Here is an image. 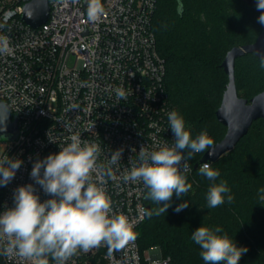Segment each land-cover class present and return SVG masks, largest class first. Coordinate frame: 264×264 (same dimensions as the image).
<instances>
[{
	"label": "built area",
	"instance_id": "built-area-1",
	"mask_svg": "<svg viewBox=\"0 0 264 264\" xmlns=\"http://www.w3.org/2000/svg\"><path fill=\"white\" fill-rule=\"evenodd\" d=\"M32 1L0 0V37L9 42V50L0 53V103L11 109L20 131L0 155L22 161L15 178L0 187V214L14 206L19 186L34 184L41 202L52 198L30 177L33 162L58 153L72 134H79L99 144L93 179L103 182L112 212L126 215L137 235L150 211L148 190L142 182L122 177L139 163L142 146L154 151L175 141L167 119L174 107L165 82L166 62L153 29L160 0H102L105 14L95 23L87 19V0H48V20L37 29L23 21ZM117 88L127 92L126 99L116 98ZM117 149H123L121 161L111 165L108 175V160ZM145 252L137 237L111 255L103 244L78 251L66 264H171L158 248L150 249V258ZM0 264L31 262L0 254ZM49 264H55L51 257Z\"/></svg>",
	"mask_w": 264,
	"mask_h": 264
},
{
	"label": "trees",
	"instance_id": "trees-1",
	"mask_svg": "<svg viewBox=\"0 0 264 264\" xmlns=\"http://www.w3.org/2000/svg\"><path fill=\"white\" fill-rule=\"evenodd\" d=\"M259 15L256 5L242 0H160L153 29L166 62L167 92L192 138L207 131L213 146L224 139L227 129L215 115L229 82L221 65L230 50L252 44L261 35ZM235 77L239 97L250 101L264 92V67L255 55L236 60ZM205 152L188 160L193 171L183 174L192 185L190 191L181 198L174 194L166 213L148 216L137 230L141 251L158 248L171 264H205L192 233L200 226L220 227L219 235L227 234L237 247L248 248L239 264H264V121L254 122L233 151L211 164L220 173L216 181L195 169ZM221 181L234 199L228 203L225 198L224 204L209 209L208 189ZM185 201L188 207L176 212ZM149 204L150 211L159 207L151 200Z\"/></svg>",
	"mask_w": 264,
	"mask_h": 264
},
{
	"label": "clouds",
	"instance_id": "clouds-1",
	"mask_svg": "<svg viewBox=\"0 0 264 264\" xmlns=\"http://www.w3.org/2000/svg\"><path fill=\"white\" fill-rule=\"evenodd\" d=\"M256 8L261 12L257 22L264 26V0H257ZM86 13L88 21H99L105 14L102 0H87ZM8 50L7 38L0 37V53ZM261 67H264V57ZM115 94L118 100L127 97L123 88L115 89ZM167 119L175 136L173 146H160L154 151L142 146L138 152L139 163H133L122 177L125 182H142L148 190L145 199L159 205L146 213L149 217L166 213L174 194L181 198L190 191L192 185L183 173L191 170L187 161L194 154L208 151L213 155L210 149L214 141L207 131L192 138L177 111L169 112ZM68 139L70 143L60 147L58 153L37 158L30 172L35 185L52 198L41 202L31 183L14 190V206L0 214V254L18 256L31 264H49V257L55 264H66L78 251L88 252L103 244L111 255L137 239L134 223L126 215L112 212L103 182L93 179L101 153L99 144L82 140L79 134H72ZM122 152L123 149H117L111 153L108 175L112 172L111 165L121 161ZM21 165L19 159L0 155V187H6L15 178ZM198 171L209 181H216L220 175L209 162L202 163ZM260 193V199L264 200V188ZM225 198L228 203L234 199L227 183H213L207 192V207L216 208L225 203ZM187 207L185 201L175 211ZM221 232L220 227L200 226L193 231L191 239L199 245L205 264H239L248 248L237 247L227 234L219 235Z\"/></svg>",
	"mask_w": 264,
	"mask_h": 264
},
{
	"label": "water",
	"instance_id": "water-1",
	"mask_svg": "<svg viewBox=\"0 0 264 264\" xmlns=\"http://www.w3.org/2000/svg\"><path fill=\"white\" fill-rule=\"evenodd\" d=\"M248 5H256L257 0H242ZM260 12V11H259ZM50 7L48 0H33L24 8L23 21L32 28H39L48 20ZM261 14V12H260ZM246 54H253L261 60L264 57V26L257 40L242 47L230 50L221 65L228 77V85L223 95L221 106L216 111L218 122L227 129L224 139L205 152L199 165L204 162L216 164L219 160L233 151L238 143L249 133L254 122L264 121V92L258 94L250 101L239 97L236 86L235 65L236 60ZM20 131L17 118H13L11 109L5 103H0V143L17 140ZM150 209V207H149ZM49 259V258H48Z\"/></svg>",
	"mask_w": 264,
	"mask_h": 264
},
{
	"label": "rangeland",
	"instance_id": "rangeland-1",
	"mask_svg": "<svg viewBox=\"0 0 264 264\" xmlns=\"http://www.w3.org/2000/svg\"><path fill=\"white\" fill-rule=\"evenodd\" d=\"M70 64L73 65V64H74V60H71ZM6 143H7V142H1V143H0V149H3V147L6 145ZM229 153H230V152H229ZM229 153H228V154H229ZM226 155H227V154H226ZM158 250H159L158 255L161 256V257H164V256L162 255V251H161L160 249H158ZM150 256H151L150 250H147V251L144 253V257H145V258H150ZM156 257H158V256H156ZM158 258H159V257H158Z\"/></svg>",
	"mask_w": 264,
	"mask_h": 264
}]
</instances>
